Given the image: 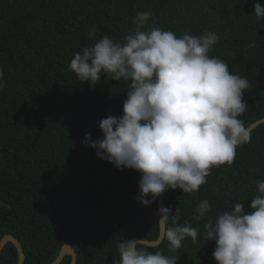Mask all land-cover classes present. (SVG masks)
I'll return each instance as SVG.
<instances>
[{
    "label": "trees",
    "instance_id": "16d2710c",
    "mask_svg": "<svg viewBox=\"0 0 264 264\" xmlns=\"http://www.w3.org/2000/svg\"><path fill=\"white\" fill-rule=\"evenodd\" d=\"M256 3L264 7V0H0L6 81L0 90V243L6 235L19 239L25 264H51L68 244L78 252L77 264H114L122 242L157 240L159 197L147 207L140 203L141 174L98 158L86 141V134L103 139L102 119L124 114L129 82L102 77L94 87L82 84L70 61L105 35L123 43L137 29L138 12L151 11L155 27L177 37L214 32L220 39L209 56L249 82L248 108L239 117L249 127L264 119V19L254 16ZM236 153L231 165L211 169L199 191L170 189L166 195L164 207L173 215L179 208L178 224L199 230L195 242L189 237L174 250L166 239L157 247L138 246L176 264H217L216 243L205 242L204 223L236 203L251 211L264 181V124ZM204 200L210 211L196 220L194 209ZM18 260L8 243L0 264ZM71 263L67 256L61 264Z\"/></svg>",
    "mask_w": 264,
    "mask_h": 264
},
{
    "label": "clouds",
    "instance_id": "9594fccd",
    "mask_svg": "<svg viewBox=\"0 0 264 264\" xmlns=\"http://www.w3.org/2000/svg\"><path fill=\"white\" fill-rule=\"evenodd\" d=\"M257 21L264 19V7L254 5ZM149 20L152 26L145 28ZM134 34L114 42L107 35L93 46L75 53L69 70L78 80L95 86L102 77L129 82L123 115H109L99 123L103 139L88 145L98 158L118 169H134L141 174L138 201L150 206L165 190L183 193L199 191L207 183L213 167L231 165L236 150L250 142L252 132L239 119L248 106L244 102L249 87L246 78L229 71V66L209 53L220 37L211 31L200 36L155 27L151 11L138 12ZM96 30L89 36L95 37ZM0 69V90L6 87ZM251 200V211L236 203L213 221L204 223V240L215 241L213 257L217 264H264V181ZM151 197V199H148ZM210 211L207 200L194 209L201 220ZM165 227L162 238L171 249H178L198 229L187 222L178 224L179 208L172 214L159 209ZM120 258L114 264H176L161 252H148L137 240L119 245Z\"/></svg>",
    "mask_w": 264,
    "mask_h": 264
},
{
    "label": "water",
    "instance_id": "95a60500",
    "mask_svg": "<svg viewBox=\"0 0 264 264\" xmlns=\"http://www.w3.org/2000/svg\"><path fill=\"white\" fill-rule=\"evenodd\" d=\"M262 124H264V119H261L255 123H253L252 125L249 126V128L251 129V132H252L253 130H255L258 126H260ZM169 190L170 189L165 190V192L159 197V209L162 206L164 207L165 198H166V195H167ZM165 227H167V225H165L163 222L160 221V236L157 240H144V239H140V238H133L131 240H137L138 245L142 244V245L149 246V247L160 246L165 240L162 238V234H163V231L165 230ZM8 243H13L15 245L17 251H18V255H19L18 264H25L26 254L24 252L23 244L21 243V241L19 239H17L13 235H6L2 239V241L0 243V255L2 254L4 248L6 247V245ZM67 256L72 257V263L71 264H77L78 263L79 256H78L77 250L72 245L68 244V245L63 246L60 255L51 264H61Z\"/></svg>",
    "mask_w": 264,
    "mask_h": 264
}]
</instances>
